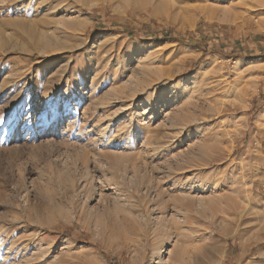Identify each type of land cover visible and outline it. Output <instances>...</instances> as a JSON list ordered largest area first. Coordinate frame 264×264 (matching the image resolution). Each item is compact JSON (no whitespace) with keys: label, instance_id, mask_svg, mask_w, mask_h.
<instances>
[{"label":"rangeland","instance_id":"obj_1","mask_svg":"<svg viewBox=\"0 0 264 264\" xmlns=\"http://www.w3.org/2000/svg\"><path fill=\"white\" fill-rule=\"evenodd\" d=\"M0 264H264V0H0Z\"/></svg>","mask_w":264,"mask_h":264},{"label":"bare ground","instance_id":"obj_2","mask_svg":"<svg viewBox=\"0 0 264 264\" xmlns=\"http://www.w3.org/2000/svg\"><path fill=\"white\" fill-rule=\"evenodd\" d=\"M112 156L114 157L115 155H112ZM128 157L130 158V156H128ZM118 158H119V157H118ZM129 158H127V159H129ZM115 159H117V158L115 157ZM124 159H126V158L123 157V160H124ZM137 159H138V158H137ZM120 160H121V159H120ZM123 160H121V161L123 162ZM121 161H120V162H121ZM118 162H119V160L117 161V163H118ZM120 162H119V165H120ZM128 162H129V161H128ZM131 162H133V161H131ZM113 164H114V162H113ZM123 164H124V163H123ZM115 166L117 167V165H115ZM121 167H122V165H121ZM134 168H135V167H134ZM178 169H179V168H178ZM179 171H180V169H179ZM120 172H121V171H120ZM123 172H124V171H123ZM132 174H133V173H132ZM133 178H134V177H133ZM137 178H138V177H137ZM105 183H106V182H105ZM108 183H109V182H108ZM112 183H113V182H112ZM138 183H139V182H138ZM117 184H118V183H117Z\"/></svg>","mask_w":264,"mask_h":264}]
</instances>
